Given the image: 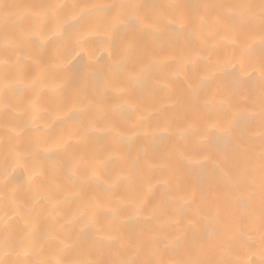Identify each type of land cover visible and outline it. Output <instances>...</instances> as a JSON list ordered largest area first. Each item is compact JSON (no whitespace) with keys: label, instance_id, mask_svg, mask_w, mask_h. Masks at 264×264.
Returning a JSON list of instances; mask_svg holds the SVG:
<instances>
[{"label":"bare ground","instance_id":"obj_1","mask_svg":"<svg viewBox=\"0 0 264 264\" xmlns=\"http://www.w3.org/2000/svg\"><path fill=\"white\" fill-rule=\"evenodd\" d=\"M0 264H264V0H0Z\"/></svg>","mask_w":264,"mask_h":264}]
</instances>
